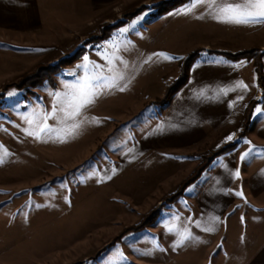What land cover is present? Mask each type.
I'll list each match as a JSON object with an SVG mask.
<instances>
[{
    "label": "rangeland",
    "instance_id": "1",
    "mask_svg": "<svg viewBox=\"0 0 264 264\" xmlns=\"http://www.w3.org/2000/svg\"><path fill=\"white\" fill-rule=\"evenodd\" d=\"M187 7V0H114L87 16L55 15L54 24L47 23L38 34L0 30L2 45L11 46H0L2 56L10 59L0 65V154L8 153L0 163V264H197V250L205 249L219 254L211 264L247 259L241 252L238 257L237 245L230 246L224 234L197 240V171L215 151L202 149L199 158L193 144L175 150L152 143L141 152L172 149L190 156L182 157L181 169L159 184L154 173L146 182L137 178L130 190L129 177L119 176L124 171L120 160L129 157L136 142L158 125L171 123L167 107L187 87L193 66L228 61L264 71V51L259 48L264 24L220 23L205 5L181 14ZM240 52L247 53L237 56ZM113 53L119 60L109 72L105 58L113 59ZM85 56L100 66L97 74L124 79L116 88L102 89L95 103L83 110L78 118L82 126L67 142L48 138L55 132L42 134L41 140L27 136L29 125L23 117L52 112L55 93L67 91L86 75L77 67ZM149 56L153 59L145 63ZM253 98H262L261 93ZM47 123L62 127L56 119ZM99 192L119 200L117 206L88 211L84 204L72 203ZM83 216L100 224L90 223V230L79 232ZM185 230L195 239L176 246L177 234ZM226 249L234 257L222 256ZM201 259L210 264L209 257Z\"/></svg>",
    "mask_w": 264,
    "mask_h": 264
},
{
    "label": "crops",
    "instance_id": "2",
    "mask_svg": "<svg viewBox=\"0 0 264 264\" xmlns=\"http://www.w3.org/2000/svg\"><path fill=\"white\" fill-rule=\"evenodd\" d=\"M113 1L0 0V30L17 34H38L47 23L54 24L55 21L51 18L55 15L79 18L89 15L97 8L107 7ZM2 44L0 40L2 48L11 47L9 42V46ZM259 48L264 51V41ZM7 58L9 56L4 58L0 53V65ZM204 63L193 66L187 87L179 90L174 101L168 105L165 116L171 123L163 124V130H158V125L150 135L136 142L129 157L120 160L124 162L121 167L124 171L119 176L129 177L130 190L135 189L137 178L143 177L146 182L145 178L154 173L159 175V184L165 176L181 169L180 165L186 160L185 157L190 156L184 152H172V149H183L188 144H193L197 146L199 158L202 149L207 150L206 152L215 151L196 177L199 183L194 200L196 219L193 223L197 224L199 221L197 240L204 235L218 238L224 234L230 246L237 245L235 248L238 257L245 255L247 258L241 264H264V151L254 152L241 160V155L249 148L264 150V71L259 74L251 70V67L249 70L240 65L235 67L228 61ZM241 81L248 86L246 89L236 88ZM222 88L234 90L224 94L220 92ZM257 92L261 93L262 98H253ZM200 93L204 95L201 96ZM257 109L261 111L257 112ZM229 136L232 139L226 140ZM152 143L167 145V148L170 145L175 147L157 153L141 152L145 149L144 146ZM115 167L118 164L113 166ZM237 170L238 177L234 175ZM196 179L189 184L193 185ZM122 181L125 182L123 179ZM150 182L151 180L147 184ZM103 185L100 181L98 189L101 190ZM237 192H242L243 196H237ZM92 194L79 202L73 199L72 203L75 206L82 203L87 206L88 211L91 208L102 211L104 207L112 210L119 201L106 193L99 192L96 196ZM92 197L95 200L90 201ZM86 216L78 221L81 224L77 228L79 232L90 230V223L94 226L100 224L96 221L97 218H85ZM214 217H219L218 223L213 222ZM110 219L108 217L107 220ZM207 227H213L214 230L206 231ZM216 253L214 249L197 250V264L205 263L201 258H216L219 255ZM221 253L224 254L222 256L235 255L228 254L227 249ZM212 262L215 260L211 259L210 264Z\"/></svg>",
    "mask_w": 264,
    "mask_h": 264
},
{
    "label": "snow or ice",
    "instance_id": "3",
    "mask_svg": "<svg viewBox=\"0 0 264 264\" xmlns=\"http://www.w3.org/2000/svg\"><path fill=\"white\" fill-rule=\"evenodd\" d=\"M187 4V8H182L179 10L181 14H189L194 7L198 5H205L209 9V14L211 17L220 23L242 26L264 24V0H187ZM109 47L115 48V45H110ZM153 56L162 57L164 60L175 59V57H171L165 53H154ZM153 56H149L145 63L151 61ZM105 59L106 63L109 65V72L113 71L112 65L114 60H119V57L115 56V53H113V59ZM84 61V64L78 65L77 67L83 69L86 75L81 78L79 83L67 86V91L63 93H55L56 103L52 112L43 114L39 112H33L23 117V119L29 125V128L24 130L27 136H32L37 140H41L42 134L47 135L49 133L55 132L56 135L54 137L49 136L48 138L59 140L61 143L67 142V139L73 138L81 128L83 121L78 120V118L81 116L83 110L95 103L99 95L102 94V89L110 90L112 88H116L117 82L124 79L123 75H118L109 79L103 75L97 74L100 66L89 62V58L87 56L84 57ZM105 80L108 82L100 83L101 81ZM124 87H126V85ZM124 87H120L119 90L123 91ZM247 87L248 86L242 81L238 82L236 85V88L246 89ZM232 90L234 89L222 88L220 89V92L227 94L228 91ZM200 95L203 96L204 93H200ZM242 98L243 97H241V99ZM260 111V109H257V112ZM50 118L56 119L57 123L62 125V127L56 129L48 125L47 120ZM36 128L39 130H35ZM158 130H163V125H161ZM231 139V136L226 138V140ZM257 151L264 150L249 148L247 152L241 155V160H244ZM7 155V151H4L3 154H0V163L4 162ZM234 175L238 177L239 171L237 170ZM236 195L242 197L243 193L237 192ZM212 220L213 222L218 223L219 217H214ZM196 223L197 226H199V221ZM205 230L213 231L214 228L207 227ZM171 231L173 230L169 229V232ZM177 235L178 239L176 246L184 245L186 241L195 239L191 232L187 230L179 232Z\"/></svg>",
    "mask_w": 264,
    "mask_h": 264
},
{
    "label": "trees",
    "instance_id": "4",
    "mask_svg": "<svg viewBox=\"0 0 264 264\" xmlns=\"http://www.w3.org/2000/svg\"><path fill=\"white\" fill-rule=\"evenodd\" d=\"M244 53H247V52H240V53H237L236 55H237V56H240V55H243ZM259 74H260V73H259ZM169 95H170V94L167 95V98H168ZM245 124H246V122H245ZM199 170H200V169H199ZM199 170H198V171H199ZM198 171H197V173H198Z\"/></svg>",
    "mask_w": 264,
    "mask_h": 264
}]
</instances>
